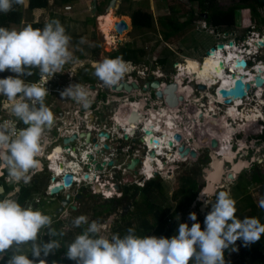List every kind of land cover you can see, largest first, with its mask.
Here are the masks:
<instances>
[{"label":"clouds","instance_id":"9594fccd","mask_svg":"<svg viewBox=\"0 0 264 264\" xmlns=\"http://www.w3.org/2000/svg\"><path fill=\"white\" fill-rule=\"evenodd\" d=\"M24 3L25 0H0V12L8 13ZM71 39L59 19L48 20L43 28L31 24L19 29L0 26V72L10 70L15 74L0 78V96L10 102V114L15 118L0 122V173L6 171L13 185L29 184L41 169L39 157L45 132L53 121V113L45 104L49 94L47 77L63 72L64 66L73 60ZM93 67L94 75L107 86L117 84L129 71L122 56L105 58ZM34 69L39 70L41 78L26 82L25 77L32 76ZM60 96L72 99L84 109L94 99L92 90L80 83L70 84ZM17 121L26 127L17 128ZM211 195L207 189L201 192V196L207 197L205 204L211 206L204 229L195 222L197 215L192 212L191 227L181 223L178 234L170 239L140 236L134 228H129L124 236L101 235L98 222L79 215L72 226L82 231L67 244L66 256L76 264H226L225 250H237L238 239L245 246L259 241L264 235V223L258 217L238 218L237 201L230 193L220 191L214 203L210 201ZM258 207L264 209V199ZM52 224V217L41 209L30 203L22 205L11 194L5 195L0 199V259L12 249L7 264H37L29 259V253L39 258L60 249V240L54 237H63L65 232L52 230ZM45 233L53 237L48 242L42 240ZM25 245H30L28 252L23 250Z\"/></svg>","mask_w":264,"mask_h":264},{"label":"rangeland","instance_id":"374dc122","mask_svg":"<svg viewBox=\"0 0 264 264\" xmlns=\"http://www.w3.org/2000/svg\"><path fill=\"white\" fill-rule=\"evenodd\" d=\"M51 0H48L50 3ZM240 0H218L219 6L221 8H228L229 6H232L234 4L239 3ZM93 0H87L85 6H81L80 8L74 9L72 13L75 14V16L68 17L66 15L65 10H55L53 5H50L48 9H46V13L48 14L49 11H54L55 14L53 15H60L58 16L60 19V22L66 29V33L71 36V43H70V51L73 53V60L69 63H67L64 66V71H68L70 67L76 69L78 73H82V71L90 73L91 78L89 80H96L97 78L93 77L94 69L92 70V67L97 62L102 61L105 58H112L111 55L115 52H119L120 49L126 48L129 50L130 55H132L134 58L132 61H126L129 66V71L124 75V77L119 81H130L133 84H136V88L134 89L135 92L131 93H116L113 90L110 89L111 95H118L121 96L118 100H113L109 104V120L111 117V114L113 112L114 106L119 102H125V105L127 106V109H133V102H144V105H142L140 122L142 120H145L146 110H159L162 107L165 106V102L162 96H156L155 91L147 86L146 88H143L141 86H138V82L141 81L144 83V85L147 83L149 84L151 80H154L156 78H151L150 75L151 72L154 71L156 75H160V78H157L156 80L159 82H164L168 84L169 82L174 81V76L178 74L176 71V64L182 63L185 59L190 58V61L192 59L197 60L202 64L204 60L207 58L201 60V56L205 55L206 51L211 47L213 48V45L217 42V37L215 35V29L208 28L203 19L200 18L203 16L202 10L198 4L197 1H189V0H116L115 8L109 9L110 12L112 11L115 18L122 19L127 16H130L131 12L134 10H142L145 12H148L151 15V26L149 28H139V27H133L131 25L130 19H129V26L130 28L127 30H124L122 34H117L115 32V29L112 31V35L115 37V40L113 43H111L109 40H105V35L101 34L100 30V22H99V16L98 14L104 15L109 13L106 12V9L109 6L110 0H97L96 8L97 10L93 13V7H92ZM250 10V9H249ZM248 8H240L235 11V19L234 24H237L240 22L242 18H248V14L250 13ZM48 11V12H47ZM25 20V21H24ZM24 20H21V22H25L23 25L20 23L18 26H13L11 28H21L27 24H31L29 22V18L27 15H24ZM189 21V25L184 26L183 23ZM38 25H40L41 28L45 25V22L40 19L36 21ZM34 22L33 24H35ZM36 23V24H37ZM261 24V25H259ZM258 27L263 28L264 25L262 23H259ZM224 31H227L225 28H220ZM232 29H235L237 31H240V29H236L235 25H232L230 27L229 31H232ZM105 37V38H104ZM107 41V42H106ZM121 53V52H119ZM179 65V64H177ZM134 71V72H132ZM39 72V71H37ZM10 70H5L3 72H0V78H6L8 76H11ZM14 74V73H13ZM194 74V72H193ZM208 74V72H207ZM15 75V74H14ZM186 75V74H185ZM49 79L46 86L48 87V91H50V82L52 81V84L55 86L59 80L54 79L52 77H48ZM178 80L180 79L177 78ZM82 80V79H81ZM132 80V81H131ZM78 81V79H76ZM185 84H189L193 88V92L197 100H201L204 105H206V101L208 99L207 94H211V89H203L199 90L197 89V85H193L194 83L199 84L197 80L189 83V79L183 80ZM89 83L88 81H83L82 83ZM143 85V86H144ZM59 98H62L59 94ZM59 99L58 101H60ZM180 102V101H179ZM183 104L179 107V110L177 112L180 116L179 125L182 126H191L192 122L186 117V112L191 111L188 110L187 107L190 105H186V107H183L184 101L182 100L181 103ZM200 102V101H199ZM9 101L7 98L0 96V106H6L7 111L9 110ZM59 106H66L64 104H59ZM195 107V106H194ZM144 108V109H143ZM196 108V107H195ZM68 109V108H67ZM66 108H64L62 111L64 112V116L62 119H60L59 124L61 125L64 119L66 118L65 112L67 111ZM202 109V108H201ZM222 112V110H219V112ZM195 113V112H194ZM83 114H80V117L77 118V124H81L84 128H96L95 124L90 123L87 118L83 116ZM233 116V112L231 114ZM149 116V115H148ZM68 118V117H67ZM143 118V119H142ZM140 122H136L139 124ZM67 123V121H66ZM84 123V124H83ZM133 123V126L134 124ZM144 124V123H142ZM141 124V125H142ZM80 125V127H81ZM140 125V126H141ZM51 127V126H50ZM101 128V127H100ZM53 129V128H51ZM54 130V129H53ZM55 131V130H54ZM89 133V132H87ZM241 136L244 135L242 133H238ZM91 137H93L94 134H90ZM96 137V136H95ZM55 138V137H54ZM99 138H104L103 136L97 135L96 139L99 142ZM260 135L255 134L254 136H251V141L249 145L256 149L255 152L251 150L250 156L255 157L256 160L264 159V148L260 149L259 144L261 143ZM191 139V138H190ZM186 140L184 139L181 141V145H184L185 148L189 149V153L186 157L182 158L181 160H178V162H174L179 164L178 166H172L171 164L164 166V171L160 172V176L157 177L160 179V187L161 190L157 193L155 191V194L153 192V198L151 200L154 202V205H157L161 208L162 215L165 219V225L164 227H169L172 223H179L178 227L181 223H187L189 227H191L192 223L194 221H191L189 219V214L192 212H195L197 215V221L201 225V229H204V220L208 212L211 211V206L206 205L203 203L205 212L201 213L200 207L201 202L196 201L194 205L189 206L187 209L181 205V198L178 197L177 199L174 198V193L180 188L182 185L181 181L185 177H194L195 180L197 178L198 180V186L196 189H199V184L202 182V175L199 171V167L195 170V164H193V160L200 152L204 155L206 150L203 147L195 148L193 147V142L195 141L193 138L192 140ZM237 139V138H236ZM85 140V139H84ZM234 140V139H233ZM231 142L232 151L234 150V147L237 146L238 143L236 141ZM238 140V139H237ZM238 142V141H237ZM258 145H257V144ZM54 144H60V141L54 142ZM72 144H75L76 146H81L82 149L86 148L89 149L91 144H85L82 139H79L78 141L73 142ZM103 143H100V149L102 147ZM123 144L126 146V143L123 142ZM219 145L224 144V142H218ZM217 145V144H216ZM124 146V147H125ZM129 150L128 153H125L124 150L121 151V154L119 155L121 158V163L126 160L127 155H136L139 156L143 153L142 150V144L141 143H135ZM249 147V146H248ZM94 149V148H92ZM205 150V151H204ZM93 151V150H90ZM137 152V154H136ZM190 152L195 153V157L190 156ZM74 157H76L74 155ZM111 156L110 159L112 160ZM67 160H72L77 163V160L73 157L69 158L66 156ZM66 159H62V163H66ZM98 161L102 159H97ZM205 160L203 165H205ZM69 167V166H68ZM71 167V166H70ZM73 170L77 171V175H80L79 168L76 167ZM225 167H228V164H225ZM170 168L173 169L172 173ZM169 171V173H165L166 171ZM257 171L262 175L263 182L261 184L257 185H251L249 182H245V177H241L239 182L238 180L234 179L233 181H230L225 178V181L223 182V186L221 189H218L214 196L210 197L211 203H214L216 200V194H218L220 191H226L231 194V196L237 201V212L236 215L238 218H244L249 215L250 206L258 207L259 201L264 199V164L261 166L257 165ZM104 170L102 171V173ZM44 174L46 176H37L41 179H44L46 177L47 180H49V174L45 170ZM126 174V173H125ZM198 175V176H197ZM197 176V177H196ZM36 177V178H37ZM155 177L154 179H156ZM153 179V180H154ZM152 181V180H150ZM239 183V184H238ZM43 186V185H42ZM141 187V186H138ZM246 187V188H245ZM260 190L261 196L259 197L257 194V191ZM71 191H65V193H70ZM129 193H132V190H130ZM141 193L137 194L135 197V203L131 207H127V209L124 211V218H126L125 221L120 222L119 216H121V210L115 211V213H112L111 215L107 214V212H102L101 218H95L93 217L95 212H101L103 209V206L105 204L104 200H102L99 197H94V199H91L89 203L82 204V209L80 212L76 214H72L70 218H61L64 217L62 213H65L68 208L61 211L60 215L55 214L54 217H52V220L55 221L56 226H62L61 230L64 232L67 231L68 238L66 240V244L70 243L75 236L77 235V231L75 227H72V221L74 218H76L79 215H85L89 218V221H96L98 224H100L102 231L101 235H110V229L117 223L120 224V228L122 231L126 232V229L134 228L137 235H140L141 229L140 224L142 222L143 215L147 216L148 214H143L144 211V200L140 195ZM64 195H61L60 197H57L55 200H51V197H47L44 200H42L41 203H39V207H43L41 210H45L44 208H49L52 212H55L56 206L59 205V199L63 197ZM41 197L43 198V195L41 194ZM72 198V197H71ZM207 200V197L205 198ZM205 200V201H206ZM66 207V206H65ZM146 210V209H145ZM45 212V211H44ZM117 215V217H116ZM59 217V218H58ZM101 219V220H100ZM151 221V219H149ZM72 227V229H71ZM151 231V230H150ZM160 230L156 229L151 232H149V236L155 235L157 237H164L162 234L159 233ZM44 236V235H43ZM170 239V238H169ZM243 241L238 239L236 241V249L235 251L231 250V252L227 256V260L230 264H242V262L239 260V252L243 245ZM25 252H28V247H25L23 249ZM29 259H34V257L29 253ZM248 264V262H246Z\"/></svg>","mask_w":264,"mask_h":264},{"label":"flooded vegetation","instance_id":"af4514ba","mask_svg":"<svg viewBox=\"0 0 264 264\" xmlns=\"http://www.w3.org/2000/svg\"><path fill=\"white\" fill-rule=\"evenodd\" d=\"M212 49L213 48L207 50L206 52L211 51ZM214 49H215V47H214ZM208 57H210V56L206 55V53H205V55L201 56V60H203L205 58H208ZM96 63H98V62L96 61ZM192 63L193 64H198L199 62L196 60V63L195 62H190V64H192ZM195 68H196L195 69L196 71L201 69L199 66H197ZM93 69H94V67H92V70ZM36 71H39V70L36 69ZM132 72H134V71H132ZM191 72H192V69L189 70V73H191ZM193 72H195V71H193ZM92 75H93L94 78H97L94 75V73ZM205 75H207V72L204 71V76ZM150 77H152V75H150ZM40 78H41L40 74H39V72H37V78L34 81H37ZM52 78L57 79L59 81L57 82V84L55 86L52 84V81L50 82L51 84H49V85L52 86V87L50 88L49 96L47 95V97L45 99V104L50 108V110L53 113V121H52V123L50 125L51 127H48L46 129V132H45V141H44V144H43L44 150L46 149V151H48V154H49V152L51 151V148H52V150H54L57 147H59L60 150L65 148L66 144L64 145L63 139H61V140L58 139V141H60V144H57L58 146L56 144H55L54 147L49 146L50 142L54 143L53 139H55L57 137V135H58V132H57V130L55 128V125H56V127H60L61 126L59 124V122H60L59 120L62 119L63 116H64V112L62 111L64 108H66V109L68 108L67 110H71V111L77 109V110H79V114H81V113H83L85 111H88L91 114L87 118V120H89L90 123L93 122V124H95V126H99V127H101V129L103 128V131L101 133H105V134L108 135V137H104L105 142L102 144L101 149L100 148H96L94 150V153H95L94 155L93 154H89V155L92 156L91 163H93L95 166L100 165L101 169L104 168V172L101 174V181H108L109 182L111 179L113 181H115L116 179H121L120 181H122L121 182L122 184L120 186L118 185V189L120 191H122L121 198H116V196H113L110 199H102L100 196H96V195L91 194L90 192H87L86 189H83V190H81L79 192L77 191L76 193H75V190L71 191L70 193L73 192L74 194H72V196H71L72 198L70 197L69 204L66 207H64V209L68 208V210H66V212H65L67 214V216H64V217L65 218L66 217L70 218V216L72 214H76V213L81 211L82 204H84V202L85 203L86 202L89 203L91 199H94V197H99L102 200H104V202H105V204L103 206L104 213L107 212V214L111 215L112 213H115V211L121 210L122 213H121V216H119V217L122 218L124 216L123 213L127 209V207L133 206V204L136 202L135 201V197L137 196V194H136L133 198L130 199V201H128V200L126 201V199H129V196H130L131 193H129L130 192L129 191L128 194L125 196V194H124L125 188H130L131 189L134 186L143 187V186L146 185V183H148L150 181L145 182V181H142L140 179L133 180V178H132L133 176L132 175H134V172L132 174H125V173H123L122 168L118 167L121 164V158H120L119 155L121 154V151L124 149L125 145L123 144V141L119 138V135H120L119 132L121 131V128L116 130L117 129L116 125H115L116 128H113V127H112L113 129L111 128V121L109 120V113L110 112H109L108 107H109V104L111 102H113V100L120 99V97L122 95L121 96H118V95H116V96L114 95L113 96V95L110 94L109 91L111 89V90H113L116 93H121V94L126 93V94H128V93H131V92H135L134 91L135 88L132 87L131 90L127 91V90H125L122 87L120 90H116L115 87L117 85H119L120 83H126L129 86H131V84L127 83L126 81H123V82H120V83L118 82L117 84H115L113 86H107L99 78H97L96 80H92V81L89 80L91 78V75H90V73L88 74V71L87 72L82 71V73H78V71H76V69H74L72 67H70L68 69V71H66V72L63 70V72H58V73L54 74V76ZM76 79H78V81H76ZM83 81H88L89 83H86V82L82 83ZM155 81H157V80H155ZM157 82L160 83L159 81H157ZM191 82H193V81H190V83ZM75 83H80L82 85L87 86L88 88H90L92 90V93H94V95H93L94 99H93V102L91 103L89 108L84 109L83 107H81L80 105L75 103L72 99L64 98V97L59 98V94L61 93V91H63L70 84H75ZM132 85L136 86V84H132ZM137 85L141 86L142 89L145 88L143 86L144 83L141 82V81H139ZM201 85H203V84H201ZM207 85H208L207 89H211L212 90L211 84H207ZM148 86L150 87V83L148 84ZM160 87H162V86H160ZM183 87H184L183 90H179L180 88H183ZM47 89H48V87H47ZM161 89L162 88H160V92H162V90H163V89L162 90ZM174 93L176 95H178V97L175 95L176 98H181V101L182 100L184 101V105L185 104H187V105L190 104L188 107L191 108V109H193L194 106L201 105V103L199 101L198 102H194L196 97L194 95L193 88L189 84H185L184 81H183L182 87H179L177 85L176 91ZM185 96H186V98H185ZM260 98H261V96L257 95L256 100L258 99L257 102H263V106L261 108V113H262V115H264V95L262 96V98H263L262 101H261ZM59 99H61V100L58 101ZM181 101L180 102L178 101L177 105L174 106L175 109H176L175 110L176 112H178L177 109H179V107L183 104V102L181 103ZM59 104H64L66 106H59ZM241 104H242V102L239 104V106ZM142 105H143V103L138 102L137 109H138V107L140 109H142ZM259 106H261V103H260ZM251 107H252L251 105H248V108L245 111L242 112V116L244 118L246 116H249L248 113H249V110H251ZM201 108H202L201 111H199L197 115H193L192 117L189 116V119H190L191 122H194V119L197 120L198 117H199V119H198V125L199 126L198 125H195L193 127L192 126H185L184 128H181V126H179L178 123H177L178 126L176 125L175 127L172 126V125L170 126V125L165 124V123L163 124L164 126L158 125L159 131L161 132V136H160V138H158L159 146L157 148L151 147V150H150V151L155 150V151H157L159 153L161 148L164 147L163 145L165 143H166V145H169V142L171 141L172 145H169V146L166 147V149H169L172 146L176 147L175 151L173 152L174 153V155H173L174 157L172 159L169 158V156H170L169 154L166 155L167 161L171 162V163L173 161H175V160H181V158H184V157H186L188 155L189 152L187 154L183 155L181 153L182 151L179 150V147H181V141H183L184 139L188 140V139L191 138L190 140H192V138H193L195 140L192 143L193 147H195L197 149L200 148V147H203L206 150L204 155L202 154V152H200L198 155H196V157L193 160V164H195V166H196L195 170L199 167V171H200V173L202 175V182H201V184H199L200 187L198 189L196 197L194 198V200L192 201V203L189 206L194 205L193 203L196 202V198L198 196L199 191L205 185L204 169L210 167V163L212 161L211 154H214L218 158H222V159L224 158V160H223L224 161L223 169H224L225 173L223 174V182L225 181V178L227 179V175L231 171L232 166L235 165L238 160H241L242 162L249 163V166L247 168L242 169L241 172L237 175V177L236 178L234 177V179L238 180V182H239V180H240V178L242 176L243 177L246 176L244 181L247 182V183L249 182L250 186L259 184V182L253 181L254 179H259L260 181L263 180L262 175L257 171V165L258 166H261V164L263 165L264 164V159L256 160L255 157L250 156L251 150L253 152L256 151V149H253L249 145V143L251 141V139H250L251 137H248V139H246L244 141H241L239 139L241 135L238 134V133H233V131L231 130L230 135L228 137H225V140L221 141L220 137H219V134H211V132H209V130H208L209 129L208 127L210 125L212 127H214V128L218 127L217 124H219L218 123L219 119L216 118L217 121L216 120H209L210 121V125L209 126L207 125V124H209L208 121L207 122L205 121V117L207 116L206 115V111L208 113L211 112L210 108L216 110V104L214 102L208 100L207 104L204 105V107H201ZM203 110H205V111H203ZM232 112H233V116L232 117L233 118L236 117L235 116L236 115V107H234V110ZM139 113L141 114V110H139ZM128 116H129L128 119H130V121L128 120V122L133 126V123H134L133 119H137V118H136V116L134 117L133 114L129 115V113H128ZM122 117H123V120H124L125 116H122ZM207 117H211V116H207ZM126 119H127V117H126ZM139 120H141V119H138V121ZM180 121H182V120H180ZM115 124H116V121H115ZM249 127H247V129H246L247 133L244 134V135L245 136H251V135L254 136L255 134L259 133V135L261 137L260 138L261 139V143L259 144V147H260V149H263L264 148V140H263V136H264V122L261 123V124L258 123L255 127L254 126L251 127L252 130H250ZM256 127H260L261 129L257 130ZM51 128H53L55 131L53 129H51ZM81 128L84 129V127L82 125H81ZM168 129L171 130V131L173 130V132L169 131ZM253 129H255V130H253ZM234 130H237L236 127H234ZM175 132H177V133H175ZM86 134H89V133H85L83 135L84 138H81L83 140V142L85 144H91V146H92V147H90L91 149L94 148L95 146L99 147V143L96 140V138H93L90 135H89V141L85 142L84 139H85V135ZM176 137H179V139L177 140ZM76 140H77V138L73 142H75ZM232 140L236 141V143H238L237 146L234 147L233 151H232V147H231ZM218 142H224V144L219 145ZM212 143H214V145L216 143L217 145L215 147H211ZM69 145L73 146V144L69 143L68 145H66V147L69 146ZM226 147H231L230 152L234 154V158L232 160L233 164L227 162V161H231V159L229 160V158H231L229 155H224V154L223 155H220V154L218 155L217 154V151L219 152L221 149H224ZM70 151H72V148H71ZM74 153H75V156H76L75 158H80V154L81 153H80L79 150L74 148ZM106 155L108 157H111V156H114V157H112V160L110 159L109 161H106V162L101 161V160L100 161L97 160V159H101L103 156H106ZM205 160H207V161L205 162V165H203L202 162H204ZM260 160H262V162L258 163ZM40 162H41V169H40L39 175L44 174V171L46 170L45 167H44L45 162L43 160H41ZM108 163H111V165H109ZM225 164H228V167H225ZM171 165L176 167L179 164L173 163ZM63 167H64V165H63ZM170 170H171V173H172L173 169L170 168ZM6 175H7L6 171H4L2 174H0V182H2L5 179ZM191 178H193L196 183L198 182L197 178H196V180H195L194 177H191ZM37 179L38 178L33 179L29 183V185H32L35 181H38ZM48 179H50V175H49ZM181 183H182V181H181ZM257 194H258L259 197L261 196L260 190L257 191ZM122 201H124V203ZM118 202H122V203L118 204ZM201 205H202V202H201ZM37 206H38L37 204H33L34 208H36ZM189 206H187L185 208L187 209ZM204 212H205V208H204ZM59 215L60 214H58V216ZM116 217H117V215H116Z\"/></svg>","mask_w":264,"mask_h":264},{"label":"built area","instance_id":"2783aa9c","mask_svg":"<svg viewBox=\"0 0 264 264\" xmlns=\"http://www.w3.org/2000/svg\"><path fill=\"white\" fill-rule=\"evenodd\" d=\"M64 10L65 11L70 10V7L66 6V7H64ZM249 12H250V10H249ZM258 13H259L258 17H253L251 15V13H249L247 15L248 18H242L240 20V22L238 23V25L234 24L236 26V29L239 28L240 31H237L235 29H232V31H229L230 29H226L227 31H224L220 28H215V35L217 37V42L213 45V48L215 47V52L216 53H224L223 52L224 48L229 47V48H232V50L237 53V54L234 53V55L238 56V59H235L236 63H235V61H233V64H232L233 69H231V71H230V68L224 70V76L227 78L230 77V79L232 81L228 85H226L224 88H219V87H222V86H220L222 84H220L216 89L217 92L219 93L220 89L229 90V89H232L234 87V80L235 79L231 78L232 74H235V78L242 76L243 83L249 84V89L245 90V96L241 99H232V102H233L232 104H236V102L238 100L241 102L245 101V103L247 105L251 104V103L256 104V102H255L256 99L253 100V98H257V95H260L262 93L261 90L264 88V86L262 89L256 88V86L252 82L253 80H251V76L254 74L256 76H259L261 79L264 80V74L263 75L257 74V69H260L264 66V27L263 28L258 27L259 23H262V25H264V8H259ZM259 25H261V24H259ZM255 42H257V43L261 42L262 45L256 44L257 46L255 47L253 45ZM217 45H222L223 49H218ZM225 52H227V50H225ZM237 60H239V61H237ZM240 61L245 62L244 67H237L236 66V64ZM177 70H178V68L176 67V71ZM177 72L179 73V71H177ZM230 72H231V74H230ZM151 75H152L151 78L157 79V78L161 77L160 75H156L154 73V71L151 72ZM185 78L189 79L188 76H186ZM156 79L151 80V82L155 81ZM186 79H184V80H186ZM126 82H127V80H126ZM172 82H175V81H172ZM127 83H129L131 85L133 84L130 81H128ZM169 83H171V82H169ZM168 84H166L164 82L159 83L160 86L164 85V87H162L163 90L166 88V86ZM194 85H201V84L200 83L199 84L194 83ZM147 86H148V84L146 83L144 85V87L146 88ZM153 90L155 92H157V91H160V88L158 87V88H155ZM49 93H50V91H49ZM48 96H49V94H48ZM161 96L163 97L164 102H165V95L163 94ZM217 98L218 99L216 100V105L218 106V108L223 105V101L228 99V98H223L220 94L217 95ZM195 99H197V98H195ZM199 101L203 105V102L201 100H199ZM207 102H208V99L206 101V104H207ZM142 103L144 105V102H142ZM123 105L126 106L125 102L121 103V101H119L114 106L113 112H112L111 117H110L111 128L112 127L116 128V126H117L116 130L120 129L119 126L115 124V121H116L118 115H124L123 114L124 111H122V112L119 111L118 107H121L124 109ZM165 106H168L166 104V102H165ZM161 109L162 108H160L159 110H161ZM129 110H131L132 113H129ZM129 110H126L127 115H128V113H129V115H132V114H134V112L135 113L138 112L134 106H133V109H129ZM126 113H125V116H126ZM150 113H151V109L146 110L145 120H142V122H140L139 124H134V126H132V128L127 129V131H124L123 129H121V131L119 132V134H120L119 138L123 142L126 143V146L123 149L125 151V153H128L129 151H131V150L128 151V149L132 148V147H129L130 145L133 146L135 143H138V142L142 144L143 153L139 156L127 155L126 160H124L118 167L119 168L121 167L123 173H126V174H132L134 172V175H132L133 180L140 179V180L145 181V182H148V181L154 179L155 177H157L161 171H164L165 165L167 166V165L171 164V162L167 161L166 155L169 154L170 155L169 158L172 159L174 157L173 152L175 151V148H176L175 146H172L169 149H166L167 145L165 143L163 145L164 147L161 148V150L159 152L160 155H158V152H156V156L154 158L149 157V151H148V147H147L148 141L147 140L143 141L145 138V134L143 133L142 128H145L144 126L146 124V121L148 123H150V121H149V119L151 117ZM217 113H220L219 110ZM90 114H91L90 112L85 111L83 116L86 118L87 116H90ZM65 116H66V118L64 119V121L62 122L60 127H56V125H55V128L58 132V135L55 139H53L54 142H57L58 139L61 140L64 137H70L73 134H76L77 136H79L82 134L84 135L87 132H89L90 134H94L93 138H96L97 135H99V133H101L103 131V128L101 129L99 126H96V128H93V129H91L89 127L82 129L80 127V124L79 123L77 124V118L80 117L79 110H77V109H75L73 111L67 110L65 112ZM180 116L181 115L177 114V117L180 118ZM186 116H188V115L186 114ZM263 117H264V115H263ZM5 119L15 120V118L11 116L10 112L7 111L6 106H0V122H2ZM66 121H67V123H66ZM263 122H264V118H263V120H261L260 124ZM142 123H144V124H142ZM155 123L157 124L158 121H155ZM16 126H17V128L26 127V125H24L22 122H19V121H17ZM233 126H234V124H233ZM151 131H152L151 135H146V136H148V138L153 137L154 139L158 140V138H160V136H161V132L159 131V129L154 128ZM125 132L129 135L128 139H126V140H124L125 138L123 139V137H125V135H123ZM82 138H84V137H82ZM79 139H81V138L77 137L76 141H78ZM104 142H105L104 138H99V142H98L99 147L95 146L94 149H91V148L82 149L81 146H79V145L76 146L75 144H73V146L69 145V146L63 148L62 150H60V152L58 153L59 160L56 161L58 163V165L56 162L53 163V160L51 161L48 159V156L51 155L55 149L52 150V148H51V151L48 154V151H46V149L44 150V147H43V153L39 157V159H40V161L43 160L45 162L44 167H45L46 171L48 172V174H49V172L51 173V174H49L50 175L49 183H48L45 191L43 192L44 197L45 198L51 197V199H54L56 195L51 194L50 193L51 190L55 187L63 186L64 175L70 174L72 176V182L68 186H63V190H71V191L75 190V193H76L77 191L79 192L83 189H86L87 192H90L91 194L96 195V196H100L102 199H110L113 196H116V198H121L122 191H120L118 189V185L120 186L122 184L121 183L122 181H120L121 179H116L115 181H113L111 179L109 182L108 181H101V174H102V171L104 170V168L103 169H96L95 168L96 166L93 163H91V161H89L87 158V156L89 154L94 155L95 154L94 150L96 148H100V143H104ZM146 143H147V145H146ZM49 146L54 147L55 144L50 142ZM71 148H72V151H70ZM74 148H76L77 150L80 151V153H81L80 158L74 157V155H75ZM90 150H93V151H90ZM136 154H137V152H136ZM66 156H68L69 158L73 157L74 159L77 160V163L75 161H72V160H67ZM62 159H64V160L66 159L67 165L69 163H73L74 164L73 166L78 167L79 168L78 170L80 171V175L78 176L77 171L73 170V168H71L70 166H69V168L65 169V165H64V169L62 172L60 170L57 172V169H59V164L62 163ZM101 159H102L101 161L106 162V161L110 160V157H108L106 155V156H103ZM134 159H138V163L134 166L133 169H128L127 165ZM147 159L148 160L155 159L157 162L156 166L152 167L150 164H147V162H149V161H147ZM160 162L163 163V170L160 168ZM174 162H178V160H175L172 163H174ZM76 167H74V169ZM39 173H40V171L37 174H39ZM165 173H169V171L167 170ZM85 176H87V177L85 178ZM5 180L8 181V177H6ZM8 183H9V181H8ZM21 184L24 185L23 182H21ZM10 185H11V183H10ZM27 185L29 186V184H27ZM97 186L100 188L99 192L96 191L95 187H97ZM39 201H40V199L37 198L34 202L36 204H38ZM54 254H55V252H52L46 257L43 256V254H42L41 257L37 258V260H36L37 264H38L39 260H41V259H42L41 264H53V262H55V264H60L59 260L51 261L50 257L53 256ZM64 258H65L64 254H61L59 256V259H64ZM0 264H7V263H2L1 259H0Z\"/></svg>","mask_w":264,"mask_h":264},{"label":"trees","instance_id":"16d2710c","mask_svg":"<svg viewBox=\"0 0 264 264\" xmlns=\"http://www.w3.org/2000/svg\"><path fill=\"white\" fill-rule=\"evenodd\" d=\"M65 2L71 1V0H64ZM189 1H197L203 15H206V18L204 16L200 18L203 19L206 26L208 28H225L230 29L232 25H234V19H235V11L240 8H248L250 9L251 15L253 17H258V8H264V0H240L239 3L234 4L232 6H229L228 8H221L218 4V0H189ZM56 0H54V3ZM48 6V0H27V9H41L46 8ZM18 5L14 6L13 10L8 13L0 12V26L6 27L8 23H16L19 21L20 16L18 13ZM101 15V14H99ZM130 20L131 25L133 27H139V28H149L151 26V15L148 12L142 11V10H134L130 14ZM50 19H60L56 15H52ZM49 19V20H50ZM184 26L189 25V21L183 23ZM36 28V26H34ZM121 52V53H119ZM119 52H115L111 55L112 58L122 56L124 60L126 61H132L133 56L130 55L129 50L126 48H122L119 50ZM32 76H26L25 79L28 82H32L37 78V71L36 69L33 70ZM252 136V135H251ZM251 136H240V140L244 141L248 139V137ZM264 140V136H263ZM253 181L259 182V184L262 182L259 179H254ZM32 187H29L25 192L24 195L21 196V199L19 200V203L22 205L25 203V201L30 199L31 192L37 193L40 189L39 185L37 186V183H33L31 185ZM197 183L194 181L193 178L185 177L182 180V185L180 188L174 193V198L177 199L178 197L181 198V205L183 207L189 206L194 198L196 197V194L198 192ZM132 190V193L129 196V199H126V201H130L131 198H133L136 194L141 193V197L144 200V211L143 214H148L147 216L143 215L142 222L140 224L141 229V236L148 235L149 232L153 230H160L159 233L162 234L164 237L171 238L173 235L178 234V224L179 223H172L169 227H164L165 225V219L162 215L161 208L157 205H154V202L151 200L153 198V192L155 194V191L157 193L161 190L160 187V179L157 177L156 179L146 183L143 187H137L134 186L131 189L125 188L124 194L125 196L128 194V192ZM125 201V200H124ZM124 201H122L124 203ZM122 202H118V204H121ZM134 205V204H133ZM146 209V210H145ZM250 213L247 217H258L261 221V223H264V209H259L255 206H250L249 209ZM102 212H104V209L99 212H95L93 217L95 218H101ZM126 216V215H124ZM124 216L120 219V222H123L126 220ZM151 219V221H149ZM243 219V218H242ZM101 220V219H100ZM122 224V223H120ZM119 223L115 224L110 229V233H118L121 236H124L127 233L122 231L120 228ZM56 231H60L62 226H56ZM73 227V226H72ZM71 227V229H72ZM130 228V227H129ZM151 230V231H150ZM203 230V229H202ZM77 235L81 233L82 229L77 228ZM69 234V233H68ZM67 231L65 232V235L63 237L56 236L55 239L60 240L61 248L55 250V254L51 256V261L59 260L60 264H76V261L70 260L66 256V240H67ZM53 237L50 236H43L42 240L44 242H48ZM231 252V248L225 250V261L226 264H230L227 260L228 254ZM11 253V252H10ZM9 253V255H10ZM61 254L65 255L64 259H59V256ZM239 260L242 262V264H264V235L261 236V239L257 241L256 243L249 244L245 246L242 245L240 252H239ZM2 263H7L6 259H3Z\"/></svg>","mask_w":264,"mask_h":264},{"label":"bare ground","instance_id":"6f19581e","mask_svg":"<svg viewBox=\"0 0 264 264\" xmlns=\"http://www.w3.org/2000/svg\"><path fill=\"white\" fill-rule=\"evenodd\" d=\"M109 12H110V10H108V12H106V13H109ZM118 18H115V16H114L112 11L109 14H104V15H100L99 16V22H100V26L99 27H100V30L102 32L101 34L105 35V37H106L105 40H109L111 43H113V41L115 40V37L112 35V31L115 29V24L117 22H119L120 20H123L126 23V25L128 26L127 29L130 28V26H129V24H130L129 23V18L125 17V18L119 19V21H118ZM256 44H258V43L255 42L253 45L256 47L257 46ZM225 50H227V52H225ZM223 52L224 53H216L215 49L213 48L211 51H208V55L210 57H208L206 60H204V62H202V64L200 62L198 64H193V63L190 64V62H189L190 58L185 59L182 63H177L179 65L176 64L175 67L178 68L177 71H179V73L174 77V81H175L176 85H178L179 87H182L183 80L186 79L185 78L186 76L189 77L190 81L197 80L200 84H203V86L206 84L204 86L205 89L208 88L207 84H211V86H212L211 87L212 88V94L211 95L207 94V97H208L209 101H212V102H214L216 104V100L218 99L217 95L220 94L216 90L217 87L220 84H222V85H220L222 87H219V88H224L226 85H228L232 81L230 79V77L227 78V77L224 76V70L225 69H229V68L233 69L232 68L233 61H235V63H236L235 59H238V56L234 55V53L235 54H237V53L235 51H233L232 48H229V47L224 48ZM237 61H239V60H237ZM191 62H195L196 63V60L192 59ZM220 64H221V66H220ZM197 66H199L201 69L196 71L195 67H197ZM190 69H192L191 73H189ZM193 71H195L194 74H193ZM204 71L208 72V74L205 75V76H204ZM230 74H231V72H230ZM257 74H259V75H263L264 74V66L262 68H260V69H257ZM179 77H180V79L178 80L177 78H179ZM162 87H164V85H162ZM162 87H160V85H159V88H162ZM183 89H184V87L180 88L179 90H183ZM261 91H262V93L259 96H261L260 99L262 101L263 100L262 96L264 95V88ZM176 96L178 97V95H176ZM185 98H186V96H185ZM255 99L256 98H253V100H255ZM198 101L199 100H197V99L194 100V102H198ZM255 102H256V104L255 103L248 104V105H251L252 107H251V110H249V113H248L249 116H246L244 118L242 116V112L245 111L248 108V105L245 103V101H242V104L240 106H239V104L241 103V101H239V100L236 102V104H232L233 102L231 101L229 105L226 104L225 101H223V105L220 106L219 108L216 105V110L210 108L211 112L208 113L206 111V115L207 116H211V117H207L206 116L205 117V121L206 122L208 121V123L210 125V121L209 120H216V118L219 119V121H218L219 124H217L218 127H216V129H220L221 130L220 133H219V137H220L221 141L225 140V137H228L230 135L231 130L233 131V133L246 134L247 133L246 132L247 127L256 126L264 118L262 113H261V108L263 106V102H257V100ZM260 103H261V106H259ZM137 104H138V102H134L133 103V106L135 107V109H137ZM186 105L187 104H185L183 107H186ZM195 107L193 109L187 107L188 110H191L190 112L185 110L186 114L188 115V118H189V116L192 117L193 115H197L198 112L201 111V107H204V104L203 105L202 104L201 105H197ZM234 107H236V115H235L236 117L233 118L231 114H232V111L234 110ZM125 110H127V109H125ZM139 110H141V109L138 107V109H137L138 112L137 113L134 112V114H133L134 117L136 116V118H140V116H142V114L139 113ZM175 110H176L175 107H171V106L162 107L161 110H151V113H150L151 117L149 119L150 123H148L146 121V124L144 126L145 129L152 130L154 128H158V125H160V126L162 125L163 126L164 123L168 124L170 126L172 125L174 127L176 125L178 126V124L180 122V118L177 117V112ZM178 110L179 109H177V111ZM218 110H222V112L220 111V113H217ZM203 111H205V110H203ZM125 113L126 112L124 111L123 112L124 115H118L117 120H116V125H118L119 128L123 129L124 131H127V129L132 128V125L128 122V120L130 121V119H128L129 116L127 115V113H126V116H125ZM122 116H125L124 120H123ZM126 117H127V119H126ZM198 119H199V117H198ZM198 119L197 120L194 119V122H192V125H191L192 127L195 126V125H198ZM140 121L141 120L138 121V119H133L134 123L140 122ZM155 121H158V123L156 124ZM233 124H234V126L236 127L237 130H234ZM179 126H181V128H184L186 125L185 126L179 125ZM169 131H171V130H169ZM171 132H173V130ZM175 133H177V132H175ZM211 134H213V133H211ZM123 135H125V137H123V139L125 138L124 140L128 139L129 135L126 132ZM145 140H147V141L149 140L148 136H146V135H145V138H144L143 141H145ZM146 145H147V143H146ZM171 145H172V142H171ZM158 146H159V144H157V145H147L148 151L151 152L150 151L151 147L157 148ZM167 146H169V145H167ZM230 150H231V147H226L224 149H221L219 152L217 151V154L218 155L219 154L220 155H223V154L224 155H228V152L231 153ZM152 151H154L155 154L157 152L155 150H152ZM59 152L60 151L54 150V152L51 155L48 156V159L51 160V161L53 160V163L56 162L57 160H59V157H58V153ZM158 155H159V153H158ZM229 156L231 157V158H229V160L231 159V161H227V162L233 164L232 160L234 158V155H229ZM223 160H224V158H223ZM147 161H149V162H147V164H150L152 167L156 166L157 162H156L155 159H153V160H148L147 159ZM57 165H58V163H57ZM243 167H244L243 164L242 165L239 164L237 167L234 168V170L237 171L239 169H242ZM160 168L163 170L162 162H160ZM58 171H59V169H57V172ZM231 173H232V175L234 177L235 172H233V170H231ZM210 177H211V181L214 184L215 183V180L213 178L214 176L211 175ZM218 178H219V175H218ZM221 185L223 186V180L221 181L220 186ZM217 186H219V185H217ZM95 188H98L99 191H100V188L98 186L95 187Z\"/></svg>","mask_w":264,"mask_h":264},{"label":"water","instance_id":"95a60500","mask_svg":"<svg viewBox=\"0 0 264 264\" xmlns=\"http://www.w3.org/2000/svg\"><path fill=\"white\" fill-rule=\"evenodd\" d=\"M115 3H116V0H110L109 6L106 9V12H108V10L111 9V8L114 9L115 8ZM92 7H93V10L92 11L94 13L97 10V8H96V0H93ZM106 12H104V13H106ZM203 16H204V18H206V15L205 14ZM127 28H128V26L126 25V23L123 20H120L119 22H117L115 24V32L117 34H121L124 30H127ZM258 44L259 45H262L261 42H259ZM217 48L218 49H222L223 46L222 45H217ZM206 55H208V52H206ZM220 66H221V64H220ZM236 66L237 67H244L245 66V62L240 61V62H238L236 64ZM230 71H231V69H230ZM231 78L232 79H235L234 80V87L232 89H229V90H224V89H220L219 90V93H220V95L223 98H228V99L225 100V103L226 104H229L232 101V99H241V98H243L245 96V90H248L249 89V84H244L243 83L242 76H240L238 78H235V74H232L231 75ZM150 79H151V77H150ZM251 80H253L252 82H254V85L256 86V88H259V89H262L263 88V86H264V80L261 79L259 76H256L254 74V75L251 76ZM122 87L125 90H127V91L128 90H131L132 87L136 88L135 85L129 86L126 83H120L119 85H117L115 87V89L116 90H120ZM150 87L152 89L158 88L159 87V83L157 81H152V82H150ZM176 87H177L176 83L175 82H171V83H169L166 86V88L162 92L157 91L155 93V95L160 97L162 94H164L165 95V102H166V104L168 106L174 107V106L177 105L178 101H181V98H176L175 97L174 92L176 91ZM197 89L203 90V89H205V87L203 85H197ZM210 93H212V90H211ZM93 95H94V93H93ZM125 109H127V106H124V109L121 108V107H118V110L121 111V112L122 111H125L126 112ZM127 110H129V109H127ZM129 113H132V111L129 110ZM207 125L209 126V124H207ZM208 128L207 129L209 130V132H211L213 134H219L220 131H221L220 129H216V128L212 127L211 125ZM249 129L252 130L251 127H249ZM256 129L259 130L261 128L260 127H256ZM253 130H255V129H253ZM143 133L145 135H151L152 131L143 128ZM99 136L108 137V135L105 134V133H99ZM77 137L82 138L83 137V134L82 135H79V136H77L76 134H73L70 137H64L63 138V143L66 144V145H68L69 143H73V141ZM176 139H179V137H176ZM88 141H89V134H86L85 135V142H88ZM157 144H159L157 139H154L153 137H150L149 138L148 145H157ZM66 145H65V147H66ZM169 145H171V142H169ZM215 146H216V143H215V145H214V143H212L211 147H215ZM55 150L56 151H60V148L57 147V148H55ZM179 150L182 151L181 153L183 155H185V154H187L189 152V149L188 148H185L183 145H181V147H179ZM149 156L151 158H154L156 156V154H155L154 151H151V152H149ZM190 156L191 157H195V153L190 152ZM87 158H88L89 161H91L92 156L91 155H88ZM211 158H212V161L210 163V167L204 169L205 185L199 191L198 196L196 198V201L202 202V206L200 207L201 213H204V205H203V203L205 204V200H206L205 199L206 196H201L202 190L207 189L209 193H212L211 197L214 196L215 192L218 189H221L222 188V185L220 186V184H221V181L223 180V174L225 173V171L223 169V165H224L223 159L222 158H218L214 154H211ZM261 162H262V160H260L258 163H261ZM137 163H138V159H134V160H132L127 165V168L128 169H133L134 166ZM108 164L111 165V163H108ZM239 164L240 165H242V164L244 165V167L242 169L247 168L249 166V163L242 162L241 160H238L237 163L235 165H233L232 168H231V170H233V172H235V175H234L235 178L237 177V175L242 170V169H239L237 171L234 170V168L237 167ZM95 168L96 169H101V166L100 165H97ZM59 170L60 171H63V164L62 163L59 164ZM211 175L214 176L213 177L214 180H215V183L214 184L211 181V177H210ZM218 175H219V178H218ZM86 177L87 176H85V178ZM234 177H233L231 171L227 175V179L230 180V181H233L234 180ZM63 181H64L63 186H68L72 182V176L70 174H65L64 177H63ZM216 184L219 185V186H217ZM63 186L55 187L50 192L51 194L56 195L54 199H51L52 201L55 200L57 197H60L61 195H64L58 201L59 202L58 209L60 211H62L63 208L69 204L70 197L72 196V194H74L73 192L72 193H65V191H68V190H63ZM29 187H32V186L29 185ZM96 191L99 192V189L96 188ZM193 204H195V202Z\"/></svg>","mask_w":264,"mask_h":264},{"label":"crops","instance_id":"0c3cea01","mask_svg":"<svg viewBox=\"0 0 264 264\" xmlns=\"http://www.w3.org/2000/svg\"><path fill=\"white\" fill-rule=\"evenodd\" d=\"M86 1L87 0H71V1L65 2L64 0H56V2L54 3V0H51L50 3L48 2V6L46 8L28 10L27 9V0H25L24 5H18V8H17L18 13H19V16H20L19 21H17L16 23H8L6 25V27L11 28L13 26H18V24H20V23L23 25L25 23L24 22L25 21L24 20V15L26 14L27 17L29 18V22H31V25L33 27L36 26V28H41L40 25H38V23L36 21H38V20L41 19L43 21V23L44 22L46 23L51 18V16L53 14H55L54 11H49L48 14L46 13V9H48V7L50 5H53V7H54V9L56 11L57 10H60V9L61 10L62 9L64 10V7L69 6L70 7V10H67L65 14L68 15V17H72V16H75V14L72 13V11L74 9L80 8L81 6H85ZM97 3L98 2L96 0V6H98ZM258 10H259V8H258ZM59 15H60V13H58L57 16H59ZM258 15H259V13H258ZM129 19H130V17H129ZM21 20H24V21L21 22ZM34 22H36L37 24L36 23L33 24ZM130 22H131V20H130ZM11 76H14V74L11 73ZM26 82H28V81H26ZM73 165H74L73 163H69L68 165H67V163H65V169L66 168H69L68 166L73 167ZM43 175L46 176V174H41V176H43ZM37 176H40V175L39 174L34 175L33 178H32V180L35 179ZM6 177H7V175H6ZM37 178H38L37 179L38 181H35V182L37 183V186L39 185V187H40L39 189L40 190L37 193H33V194L31 192L30 199L27 200V201H25V203L23 205H26V204H29V203L33 205L34 204V201L37 198L40 199L39 203H41L42 200H44L45 197H44V193L43 192L45 191V189H46V187H47V185L49 183V180H47L46 177L44 179H41L39 177H37ZM28 188H29L28 185L25 186V184L23 185L21 183L18 186L17 185H13V184L10 185V183H8V181L4 179L2 182H0V190H1L0 191V199L4 198L5 195L11 194L13 196V198L17 199L18 202H19V200L21 199V196L24 195V192ZM41 194L43 195V198L41 197ZM39 203L37 204L38 206L36 208L43 209V207H39ZM58 207H59V205L56 206L55 212H52L49 208H46V207L44 208L45 209L44 211H45L46 214L50 215L51 217H54L55 214L62 213L58 209ZM62 215L67 216L66 213H62ZM61 218H64L65 219V217H61ZM51 229L56 231L57 227L55 225V221H53V224L51 226ZM46 232H47V230H46ZM44 236H49V235H47V233H45ZM25 247H28V250L30 249V245L23 246V249ZM9 253H10V255H9ZM12 254H13V250L12 249H9L8 250V253L5 255V257L3 259L8 260L11 257ZM3 259H1V262L3 261ZM34 260H37V258L34 257Z\"/></svg>","mask_w":264,"mask_h":264},{"label":"snow or ice","instance_id":"6c2138e0","mask_svg":"<svg viewBox=\"0 0 264 264\" xmlns=\"http://www.w3.org/2000/svg\"><path fill=\"white\" fill-rule=\"evenodd\" d=\"M228 155H234L233 153H228ZM0 174H2V173H0Z\"/></svg>","mask_w":264,"mask_h":264}]
</instances>
